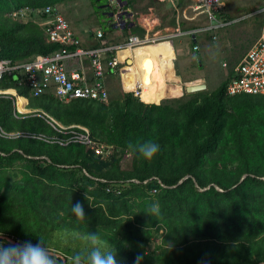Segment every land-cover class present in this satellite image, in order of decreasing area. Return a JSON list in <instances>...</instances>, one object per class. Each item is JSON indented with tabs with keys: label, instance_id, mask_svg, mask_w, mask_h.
Here are the masks:
<instances>
[{
	"label": "trees",
	"instance_id": "1",
	"mask_svg": "<svg viewBox=\"0 0 264 264\" xmlns=\"http://www.w3.org/2000/svg\"><path fill=\"white\" fill-rule=\"evenodd\" d=\"M73 1L0 0V59L57 51L34 21L10 14ZM125 1L123 9L133 10L137 0ZM223 18L236 19L228 9ZM132 19L116 37L110 24L90 48L159 35ZM167 25L164 37L174 34V11ZM229 78L211 93L158 103L140 100L132 84L121 99L61 102L50 93L32 97L5 77L0 90L15 89L28 113L15 117L13 99L0 96V233L14 241L40 238L65 258L79 250L58 235L92 231L115 247L120 264H137L138 256L140 264H264V96H228ZM71 126L108 146V156L78 143L60 145L68 131H80ZM148 139L161 146L152 161L128 152L130 141ZM76 202L84 221L71 211Z\"/></svg>",
	"mask_w": 264,
	"mask_h": 264
},
{
	"label": "built area",
	"instance_id": "2",
	"mask_svg": "<svg viewBox=\"0 0 264 264\" xmlns=\"http://www.w3.org/2000/svg\"><path fill=\"white\" fill-rule=\"evenodd\" d=\"M158 1L170 4L175 11L176 26L173 35L158 38L153 36L141 38L137 35H130L121 44L101 45L97 48H83L81 46V41L56 6L50 5L38 9L25 7L11 13L10 16L14 19L34 21L42 29L46 40L58 44L60 48L51 55L35 54L20 61L0 59V81L5 77L16 76L17 81L15 82L19 86H26L32 97L50 93L61 102L76 99L107 102L108 90L105 84L107 75L117 74L122 77V71L126 68L131 69L133 66L132 62L130 65L127 64V61H131L128 57L120 59L119 53L121 51L167 41L173 46L171 39L189 36L193 43L192 51L196 52L199 49L197 45L198 34L212 36L218 30L224 29L232 23L223 18V13L227 9L226 0H193V3L188 6L193 15L188 16H186V11L181 14L180 0ZM111 3V5H117L116 0L111 1ZM119 8L120 10L112 19V24L115 28L121 29L125 24H121L118 14L124 10L121 4ZM129 10L127 9V11ZM256 14L261 16L259 36L230 70V78L226 85L228 96L242 94L264 96V0H262V6ZM183 19L194 22L195 25L189 30L183 31L180 28ZM125 21L127 22L128 19L125 18ZM101 37L102 33L98 31L96 39ZM212 39L215 40L216 37L213 35ZM223 67H227V64L223 63ZM136 80L133 92L141 100L142 83L140 79L137 78ZM16 94L15 89L0 90V96L13 99V115L15 117L17 114L28 113L18 111ZM23 108L25 110L24 105ZM71 128H77L80 131H68L69 136L66 140L57 141L60 145L78 143L89 147L95 155L103 158L108 156L110 148L93 141L87 129L80 126H71ZM155 192L153 190L151 193Z\"/></svg>",
	"mask_w": 264,
	"mask_h": 264
},
{
	"label": "rangeland",
	"instance_id": "3",
	"mask_svg": "<svg viewBox=\"0 0 264 264\" xmlns=\"http://www.w3.org/2000/svg\"><path fill=\"white\" fill-rule=\"evenodd\" d=\"M111 1L113 2V0H77L56 7L70 22L71 29L81 41V46L86 47L88 41L92 44L98 41L96 39L98 31L102 34L109 32L112 19L120 10L119 5L121 4L111 5ZM192 3L193 0H180L181 14L186 11V16L193 15L188 9ZM160 4L162 5L158 6V4H150L148 0H137L133 10H123L131 14L132 23L143 22L147 28L153 27L154 33H164L171 30L167 22L171 11L174 10L170 4ZM226 4L230 14L236 19L231 21L228 27L212 34L216 37L215 40L211 35L198 34L199 49L196 52L192 51L193 43L189 36L174 38L171 40L173 46L167 41L121 52L120 59L128 57L133 62V66L131 69L123 70L122 82L116 74L111 76L107 102L121 99L128 85L132 84L135 87L137 78L142 83V78L139 77L142 73H145L147 77V84L142 85L141 100L146 102L159 103L161 100L181 99L186 96L185 85L191 83L205 84L207 86L205 91L208 93L216 90L220 83L228 77L236 60L242 57L256 41L261 27V16L256 12L262 6V0H226ZM110 13L112 18L109 17ZM238 19L240 20L235 22ZM160 24L164 25L160 27ZM193 25H195L194 22L183 19V26L180 28L189 30ZM115 29L110 37L120 34V28ZM160 33L153 37L167 36V34ZM142 51L144 52L141 53ZM223 63H226L227 67H223ZM23 112L28 111L25 109ZM58 237L64 244L74 249L80 250L86 246V242L73 233L60 234ZM158 241L159 239H156L152 242L148 249H153ZM117 259L121 263L122 260Z\"/></svg>",
	"mask_w": 264,
	"mask_h": 264
},
{
	"label": "clouds",
	"instance_id": "4",
	"mask_svg": "<svg viewBox=\"0 0 264 264\" xmlns=\"http://www.w3.org/2000/svg\"><path fill=\"white\" fill-rule=\"evenodd\" d=\"M127 150L138 159L150 162L161 151V146L152 139L130 141ZM71 211L77 221L86 220L85 209L80 202L72 204ZM150 211L158 214L159 205L153 204ZM79 235L86 242V246L62 259L60 253L54 252L40 238L35 243L31 240L13 242L4 239L0 233V264H120L115 247L106 244L98 232L89 231ZM141 260L142 256H138L137 264Z\"/></svg>",
	"mask_w": 264,
	"mask_h": 264
},
{
	"label": "water",
	"instance_id": "5",
	"mask_svg": "<svg viewBox=\"0 0 264 264\" xmlns=\"http://www.w3.org/2000/svg\"><path fill=\"white\" fill-rule=\"evenodd\" d=\"M116 1H117V3H121L122 6H125V5H126V1H125V0H116ZM108 6H109V5H108ZM109 17L112 18V14H111V13L109 14ZM118 17L120 18L121 24L124 25L126 21H125V19H123V18H127V19H128L129 17H131V14L128 13L127 11H122L120 14H118ZM109 23H110V21H109ZM131 25H133V23H132ZM131 25H130V26H131ZM127 64L130 65V64H131V61H130V60L127 61ZM13 79H14L15 81H17V77H16V76H14ZM206 89H207V86H206L205 84H203V83L187 84V85H185V87H184V91H185V94H186V95L193 94V93H198V92H203V91H205ZM245 177H246V175H244V176L241 178L240 182H241ZM179 183H181V181H180ZM3 238H4V239H7V240H11V241H13V242H16V241H14L12 238H9V237H6V236H3ZM57 253H58V252H57ZM61 256H62V259H66L65 256H63L62 254H61ZM261 264H262V263H261Z\"/></svg>",
	"mask_w": 264,
	"mask_h": 264
},
{
	"label": "crops",
	"instance_id": "6",
	"mask_svg": "<svg viewBox=\"0 0 264 264\" xmlns=\"http://www.w3.org/2000/svg\"><path fill=\"white\" fill-rule=\"evenodd\" d=\"M125 19V18H124ZM69 22V21H68ZM69 24H70V22H69ZM71 26V25H70ZM88 41V40H87ZM87 46L86 47H83V48H90L93 44H92V42H90V41H88L87 42ZM149 46V45H148ZM145 51V50H144ZM144 51H142L141 53H143ZM145 61H147V59H144ZM133 63V62H132ZM122 74H123V71H122ZM114 76L115 74H109V75H107V77H106V80H105V84H106V87H107V90H109V88L108 87H110L109 86V83H110V78H111V76ZM117 75V74H116ZM118 76V78L120 79V81L122 82V77H120L119 75H117ZM140 78H142V85L143 86H145L146 84H147V77L145 76V73H142L140 76H139ZM141 81V80H140ZM191 84H196V83H191Z\"/></svg>",
	"mask_w": 264,
	"mask_h": 264
},
{
	"label": "bare ground",
	"instance_id": "7",
	"mask_svg": "<svg viewBox=\"0 0 264 264\" xmlns=\"http://www.w3.org/2000/svg\"><path fill=\"white\" fill-rule=\"evenodd\" d=\"M123 51H126V50H123ZM123 51H121V52H123ZM127 51H130V50H127ZM121 52H120L119 54H121ZM142 88H143V86H142ZM10 92H11V91H10ZM141 96H142V94H141ZM16 104H17V109H18V111H19V112H22V111H21L20 104H19V100H17V103H16Z\"/></svg>",
	"mask_w": 264,
	"mask_h": 264
}]
</instances>
